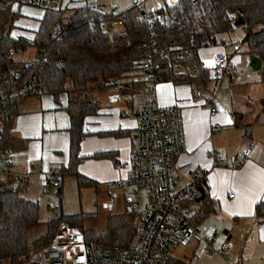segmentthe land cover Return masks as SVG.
Instances as JSON below:
<instances>
[{"label": "crops", "instance_id": "1", "mask_svg": "<svg viewBox=\"0 0 264 264\" xmlns=\"http://www.w3.org/2000/svg\"><path fill=\"white\" fill-rule=\"evenodd\" d=\"M119 1L122 8L117 13L131 8L135 0ZM47 2L14 3L19 15L9 32L13 38L27 43L25 49L16 51L14 58L21 61L36 59V47L27 40L34 39L48 9ZM145 3L144 10L150 12L165 4L159 0H146ZM61 5L66 6L67 13L71 15L73 8L84 5L101 6L105 13L110 14L112 5L116 4L106 0H63ZM232 31L235 35L234 39L230 35L234 41L231 48L227 43L229 32H224L211 37L208 44L198 50L199 59L207 67H211L217 52L227 53L237 64L233 79L216 81L211 77L202 88L201 96L196 95L198 87L195 82L152 80V85H149L143 76L140 82L143 84L138 86L139 82H134L129 91H123L121 84L113 81L102 86L97 97L92 94L98 108L96 113L85 118V135L79 149L82 160L76 167V173L67 172L72 163L71 117L67 110L69 93L64 91L54 96L44 92L24 96L13 119L11 131L17 142L14 162L10 165L12 173L28 175L29 182L22 188V193L31 192L37 197V188L49 186L41 180L52 166L56 167L57 178L62 182L57 193H62L64 176H74L78 181L81 176L90 182L124 184L130 176L136 141V112L153 103L162 106L177 104L182 111L184 150L173 161L176 188L190 185L196 188L191 174H205L207 192L216 203V211L199 224L194 223L198 228L196 237L187 246H176L172 258L189 264H264V220L255 215L256 204L264 200V71L261 70L264 59L261 60V68L255 70L263 73V78L251 82L247 68L252 54L247 52L245 28L236 26ZM242 67L247 74L243 80L236 81L237 72ZM209 95L213 96L218 108L215 115H211L210 106L205 101ZM248 149L251 154L245 161L232 166L236 155ZM213 151L224 154V165L216 164ZM0 178L7 179L8 174L0 172ZM230 192L235 193L234 197ZM127 199L133 201L130 196ZM201 205V201L191 202L194 208L191 214ZM115 213L121 212L111 214ZM64 222L68 223L61 221ZM211 223L215 227L212 231L223 233L220 241L230 240V259L204 249L202 237L212 231H202ZM219 244L218 241L215 246L219 247Z\"/></svg>", "mask_w": 264, "mask_h": 264}, {"label": "trees", "instance_id": "2", "mask_svg": "<svg viewBox=\"0 0 264 264\" xmlns=\"http://www.w3.org/2000/svg\"><path fill=\"white\" fill-rule=\"evenodd\" d=\"M15 2L41 3L42 0H1L0 93L16 86L36 88L40 94L46 92L54 96L64 91L69 93L67 110L71 117L72 163L67 172L70 173H76V167L82 160L79 149L85 135V118L96 113L98 108L92 89L113 81L120 83L123 91L131 90L134 82L142 85V76H147L143 67L150 34L155 37L157 47H170L167 54L157 52L154 55L156 81L195 82L197 87L204 88L211 72L210 67L199 59L198 50L207 45L211 37L235 29L238 18L244 20L242 26L246 31L247 52L264 59V0L165 2L163 7L152 11L153 17L149 20L141 19L145 10L138 5L117 14L97 12L84 5L69 17H65L66 6L59 9L48 6L34 37V45L42 48V56L32 61H21L9 53L10 48L18 51L27 47L24 40L13 38L9 32L19 15V9H14ZM116 19L123 20V27L112 32L103 27L106 21ZM59 24L69 28L62 40H57L55 36ZM190 59L195 62V73L190 71ZM178 65L180 70L176 69ZM261 70L264 71V66ZM12 74L15 79L11 78ZM24 96L0 100V154L8 149L15 150L17 140L11 129ZM79 181L80 185L90 183L81 176ZM207 186V179L202 178L196 183L197 197L180 201L202 202L201 207L190 215L193 223L199 224L216 211V203L208 194ZM39 211V203L27 198L21 188L0 192V264H27L34 253L53 242L61 221L82 228L89 239L106 244L129 246L137 234L138 212L131 207L109 215L105 231L84 229L79 213L62 214L60 220L49 221L43 236L29 240L30 227L39 223ZM255 215L264 220V200L256 204ZM163 263L189 264L172 256Z\"/></svg>", "mask_w": 264, "mask_h": 264}, {"label": "built area", "instance_id": "3", "mask_svg": "<svg viewBox=\"0 0 264 264\" xmlns=\"http://www.w3.org/2000/svg\"><path fill=\"white\" fill-rule=\"evenodd\" d=\"M63 0H48L49 7L60 8ZM164 3L177 0H162ZM146 0H135L134 5L145 6ZM93 10L105 13L104 8L98 5L90 6ZM110 14H117L118 5H112ZM107 14V13H105ZM65 17H69L66 12ZM152 12L141 14V19L149 20ZM163 18H160L162 21ZM114 26L113 30L123 27V20H109L103 24L105 29ZM69 28L59 24L56 27L55 36L62 40ZM34 45V39L27 40ZM148 53L144 62V73L153 81H156L154 69L156 64L154 55L160 52L165 55L170 47H157L155 37L148 36ZM36 47V57L42 56V48ZM16 49L10 48L13 56ZM190 55L187 57L189 58ZM190 71L196 72L194 60L190 59ZM177 70H180L178 65ZM237 71V64L225 52H217L212 59L210 67L211 77L216 81L224 78L233 79ZM15 79L14 74L11 75ZM202 88L196 89V95H202ZM36 88L16 86L6 93H0V100L7 97L16 98L22 95L38 94ZM210 106L211 115L218 113V108L213 102V96L205 98ZM137 131L135 145L132 152L130 176L128 185L134 193L144 188L146 199L138 209L136 242L129 246L106 244L94 239H89L78 226H72L64 222L59 225L56 238L50 246L34 253L27 264H161L172 255L176 246H187L196 237L198 228L192 222L189 215L181 210L180 201L185 198H196L197 190L193 185L176 188V174L173 168L174 158L184 150V130L182 125V111L177 104L162 106L151 104L136 112ZM251 154V150H244L234 158L232 166H239ZM217 165H224V154L218 151L212 153ZM15 152L11 149L0 154V172L7 173L10 180L0 178L2 185L11 188H23L28 185V175L12 173L10 165L14 162ZM191 177L195 183L205 174L193 172ZM44 185L59 187L61 180L57 178L56 167L52 166L45 172L41 180ZM235 193L230 192L234 197ZM110 203L116 201V197L109 199ZM223 235L220 231H212L202 237L204 249L209 253L223 255L230 259L231 242L228 239L220 241ZM220 242L219 247L215 244Z\"/></svg>", "mask_w": 264, "mask_h": 264}, {"label": "rangeland", "instance_id": "4", "mask_svg": "<svg viewBox=\"0 0 264 264\" xmlns=\"http://www.w3.org/2000/svg\"><path fill=\"white\" fill-rule=\"evenodd\" d=\"M112 4L119 5V0H106ZM161 3L162 0H159ZM89 2V1H88ZM155 2V0H152ZM173 3L172 1H169ZM91 3V2H89ZM98 3V2H95ZM164 3V2H163ZM99 4V3H98ZM122 7L119 8L121 10ZM145 9V6L142 7ZM78 8H73L72 12L74 13ZM71 11V10H70ZM70 16V15H69ZM242 26V25H238ZM237 26V27H238ZM114 26L108 27V31L112 32ZM234 30V29H233ZM226 33V32H225ZM229 37L227 40L229 48L233 46L231 36L234 39L235 33L231 30L228 33ZM231 35V36H230ZM206 46V45H205ZM246 75L247 72L245 68H240L237 72L236 81L243 80L242 77ZM249 80L255 82V80H261L263 78V73L258 71L248 72ZM146 79V82L149 85H152V80L148 76L143 75ZM103 89L102 86H96L92 89V94L97 97L100 91ZM86 181H91L84 178ZM64 188L60 196L57 195V187L49 185L47 188L45 186L37 188V197L31 192L25 193L24 195L29 199H35L39 203V223L30 227L28 231L29 240L39 238L47 232L48 223L52 217V210L57 207H61L62 213L64 215H73L79 213L83 218L82 226L84 229L93 230V231H105L107 229L108 217L112 212H122L129 207H132L134 210L138 211L141 205L146 199V191L144 188L139 190V194H135L133 188H131L127 182L124 184H102L97 182H90L88 184L80 185L77 178L74 176H64ZM115 196L116 203H110L109 199ZM132 197L133 201H127L128 197ZM181 210L184 211L187 215H191V212L194 208L191 206V202L180 203ZM117 208V209H116ZM61 224V222H60ZM59 224V225H60ZM135 224V222H134ZM59 228V227H58ZM215 227L213 224L204 226L203 232L212 231ZM220 226L217 227L219 229ZM82 229V228H81ZM222 230V229H220ZM59 229H57V236ZM56 238V237H55ZM93 239V238H92ZM135 237V242H136ZM51 245V244H50ZM49 245V246H50ZM9 264V262H5ZM26 264V263H25ZM164 264V263H161Z\"/></svg>", "mask_w": 264, "mask_h": 264}, {"label": "water", "instance_id": "5", "mask_svg": "<svg viewBox=\"0 0 264 264\" xmlns=\"http://www.w3.org/2000/svg\"><path fill=\"white\" fill-rule=\"evenodd\" d=\"M242 24H244V20L242 18H238L235 21L236 26L242 25ZM249 59H250V61H249L248 68H247L248 72L259 70L261 68L262 63H261V58L259 56L252 54ZM6 191H13V188L0 185V192L4 193ZM197 193H198V191H197ZM61 217H62L61 207L59 206L57 208H54L52 210L51 220L58 221L61 219Z\"/></svg>", "mask_w": 264, "mask_h": 264}, {"label": "snow or ice", "instance_id": "6", "mask_svg": "<svg viewBox=\"0 0 264 264\" xmlns=\"http://www.w3.org/2000/svg\"><path fill=\"white\" fill-rule=\"evenodd\" d=\"M214 195H215V193H214Z\"/></svg>", "mask_w": 264, "mask_h": 264}]
</instances>
